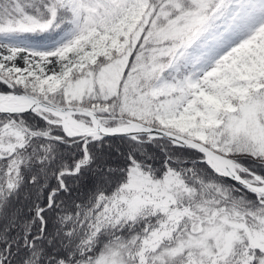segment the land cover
I'll list each match as a JSON object with an SVG mask.
<instances>
[{
  "label": "snow or ice",
  "instance_id": "1",
  "mask_svg": "<svg viewBox=\"0 0 264 264\" xmlns=\"http://www.w3.org/2000/svg\"><path fill=\"white\" fill-rule=\"evenodd\" d=\"M0 264H264V0H0Z\"/></svg>",
  "mask_w": 264,
  "mask_h": 264
}]
</instances>
